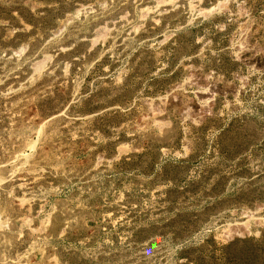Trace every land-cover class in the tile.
Wrapping results in <instances>:
<instances>
[{"label":"rangeland","instance_id":"obj_1","mask_svg":"<svg viewBox=\"0 0 264 264\" xmlns=\"http://www.w3.org/2000/svg\"><path fill=\"white\" fill-rule=\"evenodd\" d=\"M0 264H264V0H0Z\"/></svg>","mask_w":264,"mask_h":264}]
</instances>
